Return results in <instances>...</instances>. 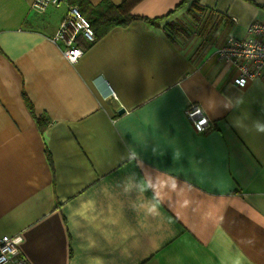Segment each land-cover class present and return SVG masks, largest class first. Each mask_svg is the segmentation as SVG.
Masks as SVG:
<instances>
[{
    "label": "crops",
    "instance_id": "obj_1",
    "mask_svg": "<svg viewBox=\"0 0 264 264\" xmlns=\"http://www.w3.org/2000/svg\"><path fill=\"white\" fill-rule=\"evenodd\" d=\"M63 1L0 0V238L28 264H264V68L241 87L217 54L264 0H139L109 28L124 0ZM68 5L96 35L73 65Z\"/></svg>",
    "mask_w": 264,
    "mask_h": 264
},
{
    "label": "built area",
    "instance_id": "obj_2",
    "mask_svg": "<svg viewBox=\"0 0 264 264\" xmlns=\"http://www.w3.org/2000/svg\"><path fill=\"white\" fill-rule=\"evenodd\" d=\"M63 0H32L30 9L36 14L44 13L48 8H59ZM264 6V5H263ZM76 5H68L64 16L50 40L62 42V53L70 64H74L82 56V48L75 43V37L81 34L88 42L95 40V34L89 22ZM243 38L228 37L217 48L218 58L231 63L237 70L234 84L245 86L257 77L264 68V19L253 21L246 27ZM113 95L114 92L111 90ZM185 114L198 132L208 130L209 118L202 111L199 103H191L184 110ZM20 238L18 236H2L0 238V264H28L19 255Z\"/></svg>",
    "mask_w": 264,
    "mask_h": 264
},
{
    "label": "trees",
    "instance_id": "obj_3",
    "mask_svg": "<svg viewBox=\"0 0 264 264\" xmlns=\"http://www.w3.org/2000/svg\"><path fill=\"white\" fill-rule=\"evenodd\" d=\"M139 0H124V2L118 6L115 5H108L107 9L104 12L106 14L104 17V20L107 22L106 28L117 26V25H126V23H129L132 19L135 18V16L131 15L129 13V10L133 5H135L136 2ZM186 2L190 0H184ZM191 5L195 6L196 2L195 0H191ZM82 13V10H80ZM84 17L89 22V26L93 29V21L89 17H87L84 13H82ZM94 32V29H93ZM95 34V32H94ZM96 37V35H95ZM94 37V38H95ZM96 39V38H95Z\"/></svg>",
    "mask_w": 264,
    "mask_h": 264
},
{
    "label": "clouds",
    "instance_id": "obj_4",
    "mask_svg": "<svg viewBox=\"0 0 264 264\" xmlns=\"http://www.w3.org/2000/svg\"><path fill=\"white\" fill-rule=\"evenodd\" d=\"M257 130L259 131V132H264V127H261L260 125H259V123L257 124Z\"/></svg>",
    "mask_w": 264,
    "mask_h": 264
}]
</instances>
